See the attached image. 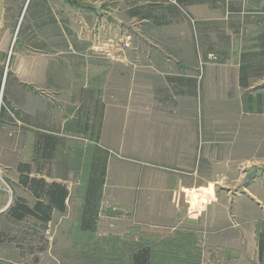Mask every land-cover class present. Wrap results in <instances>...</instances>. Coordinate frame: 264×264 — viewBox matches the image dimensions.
<instances>
[{
    "label": "rangeland",
    "instance_id": "obj_1",
    "mask_svg": "<svg viewBox=\"0 0 264 264\" xmlns=\"http://www.w3.org/2000/svg\"><path fill=\"white\" fill-rule=\"evenodd\" d=\"M26 1L12 3L13 9L5 12L6 17L0 21L3 27H0V111L4 110L0 113V227L7 230L4 233L13 231L22 264H93L84 262L82 239L73 229L82 207L80 193L86 176L82 170L76 169L68 176L67 186L71 189L68 209L63 214L55 213L46 229L32 220L17 223L8 218V210L16 198L32 204L30 193L19 184V164H30L31 175L45 176L50 181L66 177L63 172L70 168L69 164H75L72 161L78 159L80 151L71 148L89 147L90 140L84 134H67L62 138L68 148L56 150L50 163L35 154L34 141L37 132L57 134L62 119H67L69 110L80 104L82 86L85 83L90 88L98 86L97 69L101 67L106 73L98 90L107 111L115 107L129 109L131 93L147 86L163 89L169 77H194L200 85L196 110L205 122L201 148H209L206 149L209 157L199 159L206 171L199 170L198 177L203 176L213 185V191L219 192L221 202L215 206L221 207V214L215 208L216 224L222 217V228L216 225L208 229L209 242L190 226L177 227L168 233L158 230L147 225L159 217L153 210L122 209L120 194L109 188L116 182L112 169L94 232L102 250L106 251V241L110 239L116 240L117 248L124 243L150 241L164 250L165 244L188 238L187 248L196 251L199 264H260L257 238L264 234V208L255 206L256 199L250 193L264 184V68L253 73L248 89L240 88L237 78L242 51L254 46L255 33L264 28V0L189 4L177 15L163 20L168 23L163 25L152 18L164 14L169 4H177L176 0H83L84 4L78 8L55 4L56 12L67 13L66 20L47 25L30 22ZM254 1L256 5L251 4ZM18 6L20 9H15ZM138 11L140 15L133 16ZM149 13L151 18L142 19ZM37 33L48 36L45 53L32 50ZM99 35L109 45L106 50L95 49ZM81 46L86 47L84 51ZM111 60L115 61L109 63ZM261 95L262 102L257 105ZM247 96L253 98L252 103ZM190 100L188 97L185 100L189 109L195 105ZM215 131L220 133L213 140ZM236 142L240 146L232 148ZM215 145L219 146L216 152ZM36 160L42 166H37ZM251 166L257 167L258 172L242 184L241 179ZM182 175L188 181L196 173ZM178 192L191 202L185 212L205 216L204 204L196 202L202 193L200 188L187 186ZM131 197L135 202L137 194ZM233 219L240 231L250 229L255 232L254 237L245 234L239 241L232 240V226L237 225L235 222L230 225ZM221 230L224 251L220 246H210L219 242ZM5 239L11 240V235L7 233ZM233 243L237 250H230ZM104 255L95 256L96 264L114 261ZM100 257L103 258L99 260ZM178 257L187 259L183 254Z\"/></svg>",
    "mask_w": 264,
    "mask_h": 264
},
{
    "label": "crops",
    "instance_id": "obj_2",
    "mask_svg": "<svg viewBox=\"0 0 264 264\" xmlns=\"http://www.w3.org/2000/svg\"><path fill=\"white\" fill-rule=\"evenodd\" d=\"M16 1L17 0H0V21H3L4 17H6L5 12L13 9L14 6L12 7V3ZM90 1L100 2L99 0ZM8 4H11V6ZM55 4L65 7L69 5L78 8V6L84 4V1L27 0L26 11L28 13V19L35 25H47L49 23L54 24L58 22L64 23L67 13L63 15L61 12H56L55 7L57 5ZM251 4L256 5V2H251ZM240 7V11L242 9L243 13V6ZM15 9H20V6ZM262 24L264 25V21ZM0 27L3 28L1 25ZM41 36L37 33L32 40L34 42V47L32 48L34 52L39 51L45 53L48 49V36ZM255 36L254 46L242 51L240 55L241 60L244 55L254 59L256 58L255 56L264 50V47H260L262 41H264V28L259 29L257 33H255ZM102 37V35L98 36V41L94 44L96 47L95 49L99 48L100 50H106V47L108 48V43L100 40ZM85 46H81V51H84L86 48ZM94 46L89 50L94 49ZM114 61L115 60H111L109 63ZM240 67L241 66L238 65L237 80L239 81V86L243 90L248 89L249 79L253 77V73L257 71L249 72L252 74L248 73L247 75H243V81ZM97 70L98 76L100 77H98L99 79L98 81L96 80L95 83L98 86L90 88V84L88 86L87 83H85L86 86H82L80 104L75 109H71L70 107L72 111L69 110L67 113L69 115L67 119H62L61 128L56 132L64 141V147H59L60 151L68 148L66 141L62 137L72 133L84 134V136L90 140L88 141L89 147L71 148V150H79L82 155H79L78 159L72 161L75 164L72 166L69 164L70 168L63 172L66 177L54 178L50 181L61 182L69 189L67 186L69 180L68 176L71 175L70 173L74 170H78L75 166L78 165V160H82L81 162L84 164L88 157V150H94L98 146L97 148H101L107 152L108 158L106 162V176L102 186L103 197H105V192L108 188V179H110L111 176L110 171L114 169L113 179H115L114 181L116 182L113 187L109 188H114L116 193L120 194L122 209L128 211L130 208L136 207L139 212L143 211V209L153 210L155 216L158 217L159 215V217L156 222H148L147 225L151 224L154 228L160 229L166 233L177 227L186 229L190 226L194 230L199 231L200 234H203L202 236H204L206 240L209 239L210 232L208 229L218 227L216 225L222 228V217L218 218V224L214 221L216 209H218L221 214V207L215 206L221 202V199L219 192L213 191V185H209V181L203 176L198 177L199 170L201 172L206 171L205 166H203L201 163L202 161L200 162L199 159L202 157L204 160L209 157L206 151L207 148H201V141L205 140V122L204 119L199 116L196 110L197 104H195L196 94L200 85L198 82H195L194 77H169L164 82L165 87L163 89L154 90V88L147 86L145 89L131 93L128 96V101L130 103L129 109L128 107L125 110L122 109V107H115L111 109V111H107V108H105V99L98 90L100 83L103 81L102 79L105 78L106 69L101 67V69ZM164 96L169 98L163 99L162 97ZM187 97L195 104L191 109L187 107L185 101ZM183 98L186 99L180 101V99ZM246 98L249 103H252V97L247 96ZM262 99V95L258 97L257 105L262 102ZM211 125L215 126V122H212ZM97 130L99 134L96 143L95 137L92 136ZM227 130L230 132L229 129ZM219 133L220 132L215 131L212 134V139L215 140L217 138L216 135ZM85 141H87V139ZM239 146L240 144L236 142L232 145V148L236 149ZM218 148V145L214 146L215 152ZM72 156L74 155H71V157ZM67 163H69V161ZM253 167L257 169L258 172V168L255 166ZM183 171L189 172L185 173ZM248 171H246V174ZM194 173H196L195 177L188 181L180 176L182 174L186 176L187 174ZM246 174L241 179L242 184L250 180H245ZM86 177L87 176H85L84 181ZM187 186H195L202 191L199 198L201 201L196 199V202L197 204H204V209H207L205 216L196 217L195 215H191V211L189 210L185 212L187 207L191 205V202L185 194L178 191ZM263 186L264 184H262L260 188H257L253 194L250 193V195L256 199V201H254L255 206L260 210L264 208ZM209 190L212 191L210 192ZM69 191L71 198V189H69ZM134 194H137L136 203L131 197ZM130 199L131 201H129ZM68 203L69 201L66 203L67 209ZM114 210L113 208V211ZM238 217L239 216L236 214V218ZM232 222L237 223V221L233 219L230 225H232ZM49 226L50 225L47 227ZM239 227L238 223L232 226V229H234L231 236L232 240L239 241L240 237L245 234L251 235V238L254 237V231L252 232V230H246L244 228L240 231ZM73 229H77V223L73 226ZM4 231L7 230H3L0 227V264H22L21 251L12 235L13 231L10 230V232L5 233ZM7 233L11 235V240L5 239ZM219 234V242L212 243L210 246L216 248L220 246L221 250L224 251L223 230H221ZM229 248L230 250H237L238 246L234 244L233 247Z\"/></svg>",
    "mask_w": 264,
    "mask_h": 264
},
{
    "label": "trees",
    "instance_id": "obj_3",
    "mask_svg": "<svg viewBox=\"0 0 264 264\" xmlns=\"http://www.w3.org/2000/svg\"><path fill=\"white\" fill-rule=\"evenodd\" d=\"M211 0H176L177 4H169L165 8V13L156 19L157 24H168L162 22L167 17H172L180 13L182 7L189 4H204ZM217 1V0H214ZM140 12H135L133 16L138 17ZM151 13L142 19L151 18ZM261 48L264 47V41L261 43ZM256 58L251 59L244 55L240 70L243 75L249 72H256L258 69L264 68V50L259 53ZM258 58V60H257ZM244 81V80H243ZM244 85V84H243ZM4 110L1 109L0 113ZM99 131L93 134L97 143ZM35 154L46 162H52L53 154L60 146L64 147V141L58 134L51 132H37L34 141ZM98 147V146H97ZM88 150V157L82 167V160H78L77 168L86 174V180L83 182L81 191V203L77 229H74L77 237H81L83 249L82 255L84 262L89 261L96 264L97 258L95 256L103 255L111 258V264H199L198 254L190 247L187 248L190 240L188 238L182 239L180 242L176 240L174 243L165 244L166 249L159 248L153 242H129L124 243L117 248L115 246L116 240L110 239L106 241V251L102 250L100 240H95V231L99 220L100 201L102 198L103 184L106 176V162L107 152L101 148ZM82 155V153L80 154ZM37 166L39 161L36 160ZM19 184L27 190L32 198V204H28L25 199L16 198L8 210V218L17 222L23 223L25 220L34 221L35 225L42 226L46 229L52 223L55 212L63 214L67 210V202L70 198V191L66 185L57 181H47L45 176H33L31 166L28 163L19 164L17 167ZM185 236H189L186 234ZM91 242V243H90ZM258 243V258L260 264H264V234L257 238ZM111 244V245H110ZM194 251V254L192 252ZM179 254H183L186 260L180 259ZM103 257H100L102 259Z\"/></svg>",
    "mask_w": 264,
    "mask_h": 264
},
{
    "label": "water",
    "instance_id": "obj_4",
    "mask_svg": "<svg viewBox=\"0 0 264 264\" xmlns=\"http://www.w3.org/2000/svg\"><path fill=\"white\" fill-rule=\"evenodd\" d=\"M257 173V169L252 167L246 174L245 180L252 178Z\"/></svg>",
    "mask_w": 264,
    "mask_h": 264
}]
</instances>
